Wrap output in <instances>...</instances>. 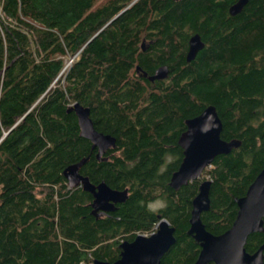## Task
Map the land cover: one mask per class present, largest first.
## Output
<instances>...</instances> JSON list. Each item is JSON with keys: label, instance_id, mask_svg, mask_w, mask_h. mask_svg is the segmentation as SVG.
<instances>
[{"label": "trees", "instance_id": "trees-1", "mask_svg": "<svg viewBox=\"0 0 264 264\" xmlns=\"http://www.w3.org/2000/svg\"><path fill=\"white\" fill-rule=\"evenodd\" d=\"M234 1L0 0V264L112 262L123 241L148 235L161 218L175 240L159 264H193L202 245L192 208L203 181L204 227L220 234L231 226L237 198L264 168V0L231 15ZM194 33L204 46L188 61ZM136 64L170 71L150 85ZM74 101L116 138L103 160L67 110ZM209 103L221 137L240 144L174 189L179 134ZM80 160L82 175L127 188L126 200L92 214V195L63 175ZM155 200L164 207L153 213ZM262 245L264 262V215L245 248Z\"/></svg>", "mask_w": 264, "mask_h": 264}, {"label": "water", "instance_id": "water-1", "mask_svg": "<svg viewBox=\"0 0 264 264\" xmlns=\"http://www.w3.org/2000/svg\"><path fill=\"white\" fill-rule=\"evenodd\" d=\"M247 0H236L228 10L231 15L240 12ZM127 7V6H126ZM125 7V8H126ZM120 11L118 14H120ZM204 42L199 33L189 37L186 60L195 57ZM139 70V66H136ZM168 73L166 64L159 65L151 74L143 71L141 75L149 80L163 78ZM67 110L75 111L78 117L80 134L92 142L96 148V157L103 160L102 155L116 147V138L110 133L96 130L89 115V107L79 101L68 105ZM222 120L216 106L207 104L199 113L185 121V129L179 134L178 144L182 148V158L178 167L171 173L169 185L178 189L181 185L197 178L202 170L210 165L219 154L228 153L240 144L237 138L224 139L221 137ZM6 133V132H5ZM83 160L69 164L63 169V175L70 187L81 186L92 195V214L102 215L116 209L115 203L123 202L128 196V189L114 188L105 181L92 183L89 178L79 172ZM238 211L231 226L220 234L208 231L200 220V212L208 205L207 181H203L200 190L194 198L192 208L191 231L200 240L202 248L193 264H264L262 246L250 253L245 248L247 236L259 229L264 215V168L257 174L249 185L245 195L237 198ZM174 227L165 218H161L148 235L138 234L131 241L121 243L120 256L112 261L95 259V264H159L160 257L174 242Z\"/></svg>", "mask_w": 264, "mask_h": 264}, {"label": "flooded vegetation", "instance_id": "flooded-vegetation-1", "mask_svg": "<svg viewBox=\"0 0 264 264\" xmlns=\"http://www.w3.org/2000/svg\"><path fill=\"white\" fill-rule=\"evenodd\" d=\"M200 38H201V36H200ZM147 40V38L145 37V36H143L142 37V40L144 41V40ZM201 40L203 41V39L201 38ZM204 42V41H203ZM204 46V45H203ZM200 50V49H199ZM197 54V53H196ZM138 64H136V66H137ZM161 65V64H160ZM167 65V64H166ZM139 66V65H138ZM159 66V65H158ZM158 66H156L154 69H152L150 72H148V71H146V70H144L142 67H140L139 66V70H137V72H138V74H139V76L140 77H143V78H145V79H147L149 82H150V85H155V83L157 82V81H159L160 79H164L165 77H167L168 76V74H169V71H170V69H169V67H168V65H167V67H168V73H167V75L165 76V77H163V78H157V79H154V80H149L146 76H143V75H141V73L143 72V71H146L147 72V74H151V73H153V71L158 67ZM136 68V67H135ZM81 187V186H80Z\"/></svg>", "mask_w": 264, "mask_h": 264}, {"label": "clouds", "instance_id": "clouds-1", "mask_svg": "<svg viewBox=\"0 0 264 264\" xmlns=\"http://www.w3.org/2000/svg\"><path fill=\"white\" fill-rule=\"evenodd\" d=\"M164 207L162 202H157L156 204H149V210L155 213L159 208Z\"/></svg>", "mask_w": 264, "mask_h": 264}, {"label": "rangeland", "instance_id": "rangeland-1", "mask_svg": "<svg viewBox=\"0 0 264 264\" xmlns=\"http://www.w3.org/2000/svg\"><path fill=\"white\" fill-rule=\"evenodd\" d=\"M70 61H71V59H68V60H67V64H68ZM162 167H163V166H161L160 169H162ZM157 202H162V203H163L162 200H155V201L150 202V204H156Z\"/></svg>", "mask_w": 264, "mask_h": 264}]
</instances>
